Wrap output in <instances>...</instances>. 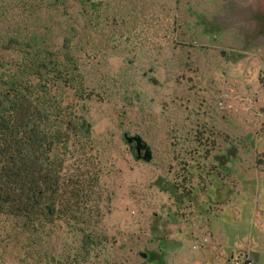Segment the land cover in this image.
I'll use <instances>...</instances> for the list:
<instances>
[{
    "label": "trees",
    "instance_id": "16d2710c",
    "mask_svg": "<svg viewBox=\"0 0 264 264\" xmlns=\"http://www.w3.org/2000/svg\"><path fill=\"white\" fill-rule=\"evenodd\" d=\"M128 1L0 0V223L14 222L4 242L14 243L24 234L30 246L47 243L45 255L56 259V264H114L109 236L100 229L106 217L102 207H109L110 195L103 190L104 152L90 117L92 103L113 99L132 111L148 103L150 96V102L161 109L172 107L179 114L171 126L177 149L172 161L189 164L179 171L178 186L165 173H158L154 184L162 192L160 197L168 194L175 204L187 202L186 198L193 202L208 188L204 176L221 175L216 165H208L222 132L208 121L210 98L195 84L183 93L181 102L171 93L174 83L168 76L175 62L167 47L176 49V39L158 36L152 40V32L143 33L145 18L136 23L139 30L135 32L129 27L113 32L106 24L114 20L105 18L104 10L114 7L115 11ZM46 14L53 22L42 19ZM122 23L126 25L125 20ZM97 30L102 41L93 37ZM150 41L164 44L152 46ZM161 70L163 79L154 75ZM175 84L185 82L178 78ZM126 114L122 110L123 123ZM122 136L138 161L141 148L145 150L142 159L152 160L148 139L128 130ZM224 175L222 180L232 173ZM231 183L236 186L235 177ZM169 215L175 221V215ZM156 228L162 238L157 240L165 241L163 231ZM177 232L180 237L194 234L197 238L201 228ZM175 243L166 246L175 251L184 247ZM21 251L20 259L37 256L29 244ZM148 254L147 260L157 257L158 264H164L167 256L166 251Z\"/></svg>",
    "mask_w": 264,
    "mask_h": 264
},
{
    "label": "rangeland",
    "instance_id": "374dc122",
    "mask_svg": "<svg viewBox=\"0 0 264 264\" xmlns=\"http://www.w3.org/2000/svg\"><path fill=\"white\" fill-rule=\"evenodd\" d=\"M103 16L113 18V24L104 22L114 28L113 32L123 27L138 31L136 23L145 18L143 33L152 32V40L158 36L162 40L166 36L171 41L176 39V49L167 47L175 62L168 76L174 83L170 85L171 93H176L175 99L181 102L188 87L199 86L201 94L210 98L206 105L211 106L207 112L212 117L208 121L222 131L216 138L218 148L208 162L216 165L221 175L212 172L211 176H204L208 183L206 193H199L193 202L186 198L187 202L175 204L168 194L160 197L158 193L162 192L154 184L158 173H165L168 181L178 186L182 182L179 171L182 173V167L189 164L172 161L177 149L171 126L179 117L174 108L161 109L150 102V96L148 103L138 104L132 111L113 99L106 104H91L95 136L101 153L104 152L100 162L106 168L103 190L110 195V203H106L109 207H102L106 217L100 229L109 236L112 262L155 264L140 253L160 249L157 239L162 238L156 228L160 227L168 246L175 241L184 246L180 255L168 249L166 264H199L201 259L204 264H236L246 255L240 251L237 239L248 248L250 258L259 257L257 261L264 264V0H130L115 11L114 7L104 10ZM42 19L53 22L49 14L42 15ZM100 34L94 31L93 37L102 41ZM161 67L166 71L162 64ZM163 70L154 75L163 79ZM152 76L149 74V79ZM178 78L185 85L177 86ZM122 110L128 112L126 123L120 117ZM123 130L139 133L150 141V162L142 158L138 161L132 154L122 138ZM228 173L232 175L222 180ZM233 177L236 186L231 183ZM191 182L194 184L193 177ZM226 204L229 205L225 208ZM182 205H187L185 211ZM169 214L175 215V221ZM212 223L216 226L210 227ZM12 227L14 222L0 223V264H56V259L45 255L47 243L30 246L24 234L14 243L4 242ZM195 227L201 228L197 238L194 234L180 237L177 232L187 233ZM230 228L234 235L224 246L219 245V234ZM48 241L53 243L54 236ZM27 244L37 256L20 259Z\"/></svg>",
    "mask_w": 264,
    "mask_h": 264
},
{
    "label": "crops",
    "instance_id": "0c3cea01",
    "mask_svg": "<svg viewBox=\"0 0 264 264\" xmlns=\"http://www.w3.org/2000/svg\"><path fill=\"white\" fill-rule=\"evenodd\" d=\"M262 172H264V170H263ZM227 179H228V178H227ZM226 183H227V182H226ZM229 190H230V189H229ZM229 192H230V191H229ZM229 203H231V200H229ZM228 205H229V204H226L225 207H227ZM229 232H230L231 234H230ZM232 235H234V230H233L232 228L227 229V230H225V231L222 230L221 234H219V237H218V239H219V240H218V244L220 245V243H221V246H224V245L226 244V242H227V239L230 238V236H232ZM221 237L223 238V240L220 241ZM236 242H237V245H238L239 247H242V248H239V249H241L240 251H241V252H246L247 257L250 258V256H249V252H250V251L246 250V249H248V248H245V247H244V244H240V243H238V242H239V239H237ZM258 259H259V257H258ZM258 259H252V258H250V260H252V261L254 262V264H260V263L257 261ZM200 261L203 262V259H201Z\"/></svg>",
    "mask_w": 264,
    "mask_h": 264
},
{
    "label": "flooded vegetation",
    "instance_id": "af4514ba",
    "mask_svg": "<svg viewBox=\"0 0 264 264\" xmlns=\"http://www.w3.org/2000/svg\"><path fill=\"white\" fill-rule=\"evenodd\" d=\"M141 150H143V151H141ZM144 152H145V150L144 149H139V157H143L144 156ZM161 243V247H160V249L159 250H155V251H166V252H168V248H167V243L166 242H164V241H160V242H158V245ZM183 249V248H182ZM196 249V248H195ZM154 251V250H153ZM178 253H179V255H180V250L178 251ZM142 254H146L147 256H146V258L145 257H143L142 256ZM140 255L144 258V259H146L147 260V258L149 257V254H148V252H145V253H140ZM168 258H169V256H168V254H167V257H164L163 258V260H164V262H168ZM191 259V258H190ZM156 260H157V257H153V260H150V261H152V263H155V264H158V263H156ZM164 264H166V263H164ZM188 264V263H187ZM195 264H197V263H195ZM199 264H204L203 262H201L200 261V263Z\"/></svg>",
    "mask_w": 264,
    "mask_h": 264
},
{
    "label": "built area",
    "instance_id": "2783aa9c",
    "mask_svg": "<svg viewBox=\"0 0 264 264\" xmlns=\"http://www.w3.org/2000/svg\"><path fill=\"white\" fill-rule=\"evenodd\" d=\"M236 264H254V262L250 260V258H248L247 255H245V259L238 260Z\"/></svg>",
    "mask_w": 264,
    "mask_h": 264
},
{
    "label": "water",
    "instance_id": "95a60500",
    "mask_svg": "<svg viewBox=\"0 0 264 264\" xmlns=\"http://www.w3.org/2000/svg\"><path fill=\"white\" fill-rule=\"evenodd\" d=\"M149 157H150V156H149ZM142 256L146 258L147 255H146V254H142Z\"/></svg>",
    "mask_w": 264,
    "mask_h": 264
},
{
    "label": "bare ground",
    "instance_id": "6f19581e",
    "mask_svg": "<svg viewBox=\"0 0 264 264\" xmlns=\"http://www.w3.org/2000/svg\"><path fill=\"white\" fill-rule=\"evenodd\" d=\"M145 160V159H144Z\"/></svg>",
    "mask_w": 264,
    "mask_h": 264
}]
</instances>
